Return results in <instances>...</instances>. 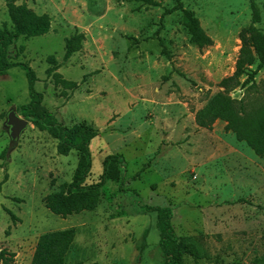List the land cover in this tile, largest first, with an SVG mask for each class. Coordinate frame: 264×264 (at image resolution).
Masks as SVG:
<instances>
[{"label":"rangeland","instance_id":"374dc122","mask_svg":"<svg viewBox=\"0 0 264 264\" xmlns=\"http://www.w3.org/2000/svg\"><path fill=\"white\" fill-rule=\"evenodd\" d=\"M157 1L159 7L126 0H17L49 15L52 27L41 37H20L9 51L11 62L33 68L43 106L61 123L86 122L100 130L87 183L100 180L110 155L123 156L126 165L124 181L107 184L96 211L53 214L44 198L72 182L78 153L60 156L58 142L30 122L9 157L7 116L15 109L23 117L19 109L31 97L24 69L2 77L0 250L14 253L15 264H32L40 237L67 229H75L76 239L66 264H166L157 214H140L139 203L174 210L186 264L262 263L264 157L222 120L200 127L197 113L234 74L252 4L264 30V0H180L214 41L203 50L192 44L181 11L164 17L179 0ZM5 24L13 31L7 1L0 0V29ZM77 34L85 36L82 50L66 59L67 41ZM255 83L231 97L264 104V70Z\"/></svg>","mask_w":264,"mask_h":264},{"label":"trees","instance_id":"16d2710c","mask_svg":"<svg viewBox=\"0 0 264 264\" xmlns=\"http://www.w3.org/2000/svg\"><path fill=\"white\" fill-rule=\"evenodd\" d=\"M6 1L13 31L9 30L6 24L0 29V80L13 68L24 69L29 80L31 101L20 107V114L38 130L47 132L58 142L57 150L60 156L67 157L73 151L79 156L72 182L64 185L60 191L46 196L44 204L53 214L63 218L96 211L102 198L106 196L107 184L124 181L125 159L121 155L108 156L104 161L100 180L92 184L87 183L93 169L92 145L100 136V130L86 122L72 127L61 123L54 113L43 106L44 95L36 90L38 77L33 68L27 63L11 62L9 57L11 47L20 37L35 38L47 35L52 27V19L47 14L39 15L26 4L18 5L17 0ZM126 1L152 7L161 5L157 0ZM252 9V24L242 29L240 33L242 46L235 72L220 82L222 91L212 97L204 109L197 113V123L202 128H211L218 120L226 122L227 129L233 132L239 141L245 142L256 155L264 157V104L254 106L246 100H237L230 95L238 88H255L256 77L264 70V30L258 27L262 22V15L256 4H252ZM176 11L183 13V23L192 44L201 50L214 45V41L205 32L200 20L192 11L187 10L180 0L175 8L165 11L164 17ZM84 40L83 34H77L67 41L66 59H70L82 50ZM62 83L73 90L78 87L73 82ZM7 180L8 175L4 182ZM138 212L157 214L161 233L160 247L166 257V264H186L183 258L186 246L177 236L172 225L174 210L170 207L139 203ZM12 217L15 219V216ZM75 239V229L42 235L32 264H66L67 255ZM15 262L14 253L7 249L0 250V264H15ZM261 262L264 264V258Z\"/></svg>","mask_w":264,"mask_h":264},{"label":"water","instance_id":"95a60500","mask_svg":"<svg viewBox=\"0 0 264 264\" xmlns=\"http://www.w3.org/2000/svg\"><path fill=\"white\" fill-rule=\"evenodd\" d=\"M30 122L25 118L19 116L15 109H12L7 116V121L5 123V128L11 139V146L9 149V157L11 152L18 145L19 140L25 130L29 127Z\"/></svg>","mask_w":264,"mask_h":264}]
</instances>
